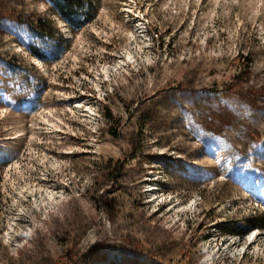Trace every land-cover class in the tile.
I'll list each match as a JSON object with an SVG mask.
<instances>
[{
    "label": "rangeland",
    "instance_id": "1",
    "mask_svg": "<svg viewBox=\"0 0 264 264\" xmlns=\"http://www.w3.org/2000/svg\"><path fill=\"white\" fill-rule=\"evenodd\" d=\"M88 2L0 0V264H264V0Z\"/></svg>",
    "mask_w": 264,
    "mask_h": 264
},
{
    "label": "trees",
    "instance_id": "2",
    "mask_svg": "<svg viewBox=\"0 0 264 264\" xmlns=\"http://www.w3.org/2000/svg\"><path fill=\"white\" fill-rule=\"evenodd\" d=\"M57 13L72 27H80L91 18V5L88 0H51ZM263 223L253 222V227L262 226ZM243 230L235 227L233 232Z\"/></svg>",
    "mask_w": 264,
    "mask_h": 264
},
{
    "label": "bare ground",
    "instance_id": "3",
    "mask_svg": "<svg viewBox=\"0 0 264 264\" xmlns=\"http://www.w3.org/2000/svg\"><path fill=\"white\" fill-rule=\"evenodd\" d=\"M243 112H244V111H243ZM247 114H248V113H247ZM243 116H244V115H243ZM248 116H249V115H248ZM251 117H252V116H251ZM252 118H254V117H252ZM250 119H251V118H250ZM259 120H260V119H259ZM259 120H258V121H259ZM249 123H250V122H249ZM251 124H252V123H251ZM253 124H254V123H253ZM259 124H260V122H259ZM261 124H262V123H261ZM261 124H260V125H261ZM243 126H244V125H243ZM252 126H254V125H252ZM259 129H261V128H259ZM262 130H263V129H262ZM259 131H260V130H259ZM261 132H262V131H261ZM233 133H235V132H233ZM233 133H232V134H233ZM227 134H228V133H227ZM227 134H226V135H227ZM235 134H236V133H235ZM239 134H240V133H239ZM233 136H234V135H233ZM229 137H231V134H230ZM229 139H230V138H229ZM241 139H242V138H241ZM233 140H234V139H233ZM231 141H232V140H231ZM235 141H236V140H235ZM229 142H230V141H229ZM233 142H234V141H233ZM239 142H240V141H239ZM230 143H232V142H230ZM235 143H236V142H235ZM241 143H242V142H241ZM237 144H239V143H237ZM235 145H236V144H235ZM241 145H242V146H240V147H241L240 149L243 151V150L247 147V145L244 144V143L241 144ZM248 146H249V145H248ZM234 147H235V146H234ZM240 149H239V150H240ZM254 152H255V151H254ZM240 153H241V152H240ZM248 153H249V152H248ZM250 155H251V154H250ZM240 158H241V157H240ZM251 158H252V157H251ZM248 159H249V158H248ZM246 161H247V160H246ZM262 161H263V160H262ZM260 162H261V161H260ZM260 162H259V163H260ZM259 163H258V164H259ZM261 163H262V162H261ZM261 163H260V164H261ZM240 164H241V165H240V167H239V168H240L239 170H240L241 173L243 174V173H245V171H246L247 164H246L245 162H243V161H242V163H240ZM250 164H251V163H250ZM236 170H237V169H236ZM246 172H247V171H246ZM256 185H257V184H256ZM256 185H254V187H255Z\"/></svg>",
    "mask_w": 264,
    "mask_h": 264
},
{
    "label": "snow or ice",
    "instance_id": "4",
    "mask_svg": "<svg viewBox=\"0 0 264 264\" xmlns=\"http://www.w3.org/2000/svg\"><path fill=\"white\" fill-rule=\"evenodd\" d=\"M256 235L255 232L252 233V235L249 237V240H251Z\"/></svg>",
    "mask_w": 264,
    "mask_h": 264
}]
</instances>
